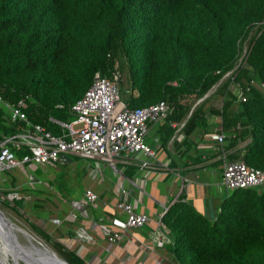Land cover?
<instances>
[{
	"label": "trees",
	"instance_id": "1",
	"mask_svg": "<svg viewBox=\"0 0 264 264\" xmlns=\"http://www.w3.org/2000/svg\"><path fill=\"white\" fill-rule=\"evenodd\" d=\"M117 64L127 72L121 96L129 107L162 100L174 107L160 126L164 148L184 123L186 150L179 153L185 154L194 133L209 131L211 118L218 117L217 131L226 134L219 154L224 149L230 160L264 169V90L254 87L239 101L236 86L251 79L264 83V0H0V94L9 105L25 99L31 123L60 134L52 118L73 121L72 105L95 73L111 78ZM24 125L12 122L9 107L0 104V141ZM180 146L174 137L173 149ZM130 169L126 174L132 177L137 170ZM9 178V184L1 179L8 189L2 194L22 198L3 203L19 213L29 201L15 177ZM33 204L35 215H44L42 203ZM162 222L177 264H264V185L230 190L214 217L181 193ZM29 223L70 264H86L52 232Z\"/></svg>",
	"mask_w": 264,
	"mask_h": 264
},
{
	"label": "built area",
	"instance_id": "2",
	"mask_svg": "<svg viewBox=\"0 0 264 264\" xmlns=\"http://www.w3.org/2000/svg\"><path fill=\"white\" fill-rule=\"evenodd\" d=\"M245 55L246 51L240 62ZM237 67L238 65L227 72L224 78L230 76ZM121 77L122 73L118 64L111 78L103 76L101 72H96L91 86L72 105L75 119L71 122H62L52 118V121L62 127L60 134L52 133L41 124L31 123L24 111L27 106L25 99L9 105L3 101L0 94V104H6L10 109V120L14 123L21 121L25 123L22 130L0 141V174L5 170L30 163L54 165L64 161L69 154H76L86 159H101L114 168H116L118 158L138 154L143 155L140 159L142 169L156 166L158 149L146 142V136L151 123L165 121L174 107L165 100L145 107H129L121 96ZM236 86L239 101H246L249 92L254 87L264 90V83L256 79H251L244 84L236 83ZM183 125L184 123L177 131H180ZM173 126H177V122H174ZM209 137L221 146L226 141V134L220 131L212 132ZM13 147L18 151L28 149L30 152L18 156ZM221 156L224 160L223 182L228 189L264 185V169L249 166L242 159L230 160L224 149ZM30 180L36 182V177L30 174ZM11 195L12 198H22L18 193ZM131 198V190L122 186L120 198L115 207L124 212L127 218L124 220L114 217L113 224L102 226L110 243L122 239L126 231L141 227L151 220L148 214L135 212ZM99 199V194L92 188H88L84 193V198L75 205L84 217H91L89 206L94 205ZM163 213L157 223L165 227L162 222ZM72 215L77 216L76 213ZM51 222L59 224L61 220L53 218ZM77 235L82 240L93 239V236L85 229L78 230ZM166 236L167 234L160 231L156 238L162 241Z\"/></svg>",
	"mask_w": 264,
	"mask_h": 264
},
{
	"label": "crops",
	"instance_id": "3",
	"mask_svg": "<svg viewBox=\"0 0 264 264\" xmlns=\"http://www.w3.org/2000/svg\"><path fill=\"white\" fill-rule=\"evenodd\" d=\"M211 121L214 125L210 127V132L204 129L195 132L192 146L183 155L179 151L186 150L183 144L184 133L177 131V135L174 136L177 137V145L181 144L177 152L173 149L174 137L169 141L167 148H164L160 130L164 121L158 122V134L154 138L153 146L158 149V162L153 168L142 169L140 159L143 155L138 154L118 158L116 168L110 167L101 159H90L96 161L91 172H99V180L96 183L100 185L109 180L112 184L108 189L100 186L99 191H96L100 199L89 206L91 217H84L76 208L75 203L78 201H75L71 202V210L65 217L60 218L53 212L54 209L60 210L59 203L57 200L51 201L53 206L48 211L51 213L49 216L61 220L59 224L51 225L54 226V230L57 228L55 226L60 228L58 230L61 232L60 238L66 247L76 251L86 264H177L170 248L172 239L169 230L161 223L159 225L157 223L160 221V215L173 199L184 193L186 200L200 212L214 217L223 199L229 195V192L223 195L225 193L223 186L229 189L223 182L224 160L219 154L221 145L209 137L220 128L221 121L218 117L211 118ZM153 125L154 123H151L150 128ZM70 155L61 162L72 161ZM130 166L137 170L132 177L126 174V171L127 173L131 171ZM36 171L40 170L37 168ZM14 177L16 187L22 194H27L24 195L25 198L28 195L31 198V192L23 187L24 182L19 177ZM122 186L131 190L135 212L146 213L151 220L141 227L126 231L122 239L110 243L102 226L113 224L114 217L125 220L126 214L115 207ZM109 191L110 196H106ZM72 213H76L77 216L74 217ZM80 229H85L93 239H79L77 233ZM160 231L167 234L162 241L156 238Z\"/></svg>",
	"mask_w": 264,
	"mask_h": 264
},
{
	"label": "rangeland",
	"instance_id": "4",
	"mask_svg": "<svg viewBox=\"0 0 264 264\" xmlns=\"http://www.w3.org/2000/svg\"><path fill=\"white\" fill-rule=\"evenodd\" d=\"M248 43L247 40L244 43V49L242 52V56L247 52L248 49ZM122 83H126L127 80V72L122 71ZM216 104L218 106L220 105L222 99L220 97H215ZM198 102V101H197ZM158 127L159 123H154V125L150 128V131L148 135L146 136V142L150 145L154 146V138L156 134H158ZM70 158L72 161L70 162H58L54 165L49 164H36V163H30L28 165L19 166L13 169H9L6 171H3L2 176L0 174V207L5 212L7 217L10 218L11 221L16 223L18 226L28 230L30 233H32L39 241H41L43 244L49 246L51 249L55 250L54 247L47 243L45 240H43L36 230L30 225L29 221H33L37 223L39 226L44 227L46 230L52 232L56 239H60L61 232L58 231L60 228L58 226L51 225L46 218L44 217L46 211L48 213L49 210H51V207L53 206L51 204V201L59 203L60 210L54 209V213L57 214L58 217L63 218L65 217V214L68 213L71 210V202L79 201L83 198L84 192L87 188H92L95 191H99V187L105 186L107 189L109 185L112 183L109 180H106V182H102L100 185L96 183V181L99 180V172L92 173V167L95 164V160H90L86 158H82L78 155L71 154ZM39 169L40 171H36V169ZM30 174H33L36 177V182H31L30 180ZM11 176L19 177L21 181L24 182V188L25 190L30 191L31 198L29 195L27 196L26 200L28 202V206L24 209H18L19 213L16 212L14 209L5 206L3 203L6 198H12V195H8V197H5L2 192L7 191L3 184H9V180ZM8 181H5L4 179H7ZM1 179L2 183L1 184ZM221 179V176H220ZM164 182H162V185ZM51 186V187H50ZM225 193L223 195H226L227 192H230V189L227 190L225 186H223ZM228 188V187H227ZM111 191H109L106 196H110ZM107 198V197H106ZM13 199V198H12ZM34 201L35 203H42L40 207V211H42V214L40 217H37L35 214H39L37 210L34 212ZM37 205V204H35ZM46 213V215H47ZM51 216V213L49 214ZM124 218H127L124 216ZM51 219V217H50ZM21 239L24 242H28L26 237L21 235ZM56 251V250H55ZM7 253L10 256L11 261L14 264H24L21 260L18 259L16 254L11 251V249H7ZM59 254V253H58ZM89 262V261H88ZM27 264H35L32 263L31 260H28ZM174 264V263H173Z\"/></svg>",
	"mask_w": 264,
	"mask_h": 264
},
{
	"label": "bare ground",
	"instance_id": "5",
	"mask_svg": "<svg viewBox=\"0 0 264 264\" xmlns=\"http://www.w3.org/2000/svg\"><path fill=\"white\" fill-rule=\"evenodd\" d=\"M21 235L26 237L28 242L22 241ZM9 238L15 240V245L12 244ZM7 249H11L24 264H27L28 260L35 264H47L51 261L52 249L39 241L28 230L27 232L23 231L22 227L10 219L7 230L3 228L0 222V260L3 264H14L7 253Z\"/></svg>",
	"mask_w": 264,
	"mask_h": 264
},
{
	"label": "water",
	"instance_id": "6",
	"mask_svg": "<svg viewBox=\"0 0 264 264\" xmlns=\"http://www.w3.org/2000/svg\"><path fill=\"white\" fill-rule=\"evenodd\" d=\"M224 79V77H223ZM222 79V80H223ZM222 80L215 84L213 86V88L201 99L198 100V102L193 106L190 114L192 113V111L195 109V107L201 102L203 101L207 96H209L212 92L215 91V89L218 87V85L222 82ZM68 157V156H66ZM9 217H7V215L5 214V212L1 209L0 207V222L1 224L3 225V228H6V230L8 229V225H9ZM23 231L27 232L26 229L22 228ZM8 237H10V235H8ZM10 239V238H9ZM10 241L12 242L13 245H15L14 241L15 240H11ZM0 264H3V262L0 260ZM38 264V263H37ZM47 264H70L64 257H62L61 255L58 254L57 251L53 250L52 249V256H51V261L50 263L47 262Z\"/></svg>",
	"mask_w": 264,
	"mask_h": 264
}]
</instances>
